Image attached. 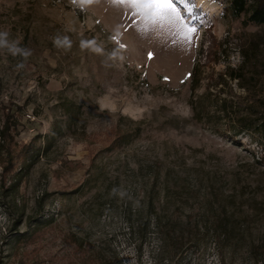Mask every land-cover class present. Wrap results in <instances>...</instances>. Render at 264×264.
<instances>
[{
	"label": "rangeland",
	"instance_id": "374dc122",
	"mask_svg": "<svg viewBox=\"0 0 264 264\" xmlns=\"http://www.w3.org/2000/svg\"><path fill=\"white\" fill-rule=\"evenodd\" d=\"M201 1L176 0L184 43L113 0H0V109L15 147L40 148L13 191L0 180V264H257L262 153L215 113L264 85V25ZM116 126L130 138L108 152Z\"/></svg>",
	"mask_w": 264,
	"mask_h": 264
},
{
	"label": "trees",
	"instance_id": "16d2710c",
	"mask_svg": "<svg viewBox=\"0 0 264 264\" xmlns=\"http://www.w3.org/2000/svg\"><path fill=\"white\" fill-rule=\"evenodd\" d=\"M222 12L232 20L241 19L243 27L250 25L260 27L264 25V0H228ZM191 76L193 79L196 78L197 70L195 68ZM228 77L241 83L244 79L240 68L229 71ZM221 80L224 82L223 78ZM241 86L246 96L235 97V101L223 99L217 106L215 114L218 119L222 118L225 120L227 125L226 130L231 133L233 139L246 134L254 141L262 153L260 163L264 164V85L255 87L254 84L251 88ZM0 110L3 118V124L0 126V148L5 149L4 157L0 159V180L3 179L4 173L10 172L9 187L5 190L13 191L18 186L20 179L29 172L30 167L39 155L40 148L37 149L31 142L28 145H23L21 148L15 147L12 130L16 129L17 123L14 119V113L9 107L1 108ZM197 115L203 116V111H195V116ZM130 130L132 131L130 128L122 132L120 126H116L114 129L115 136L106 150L110 152L116 147L119 148L126 144L130 138ZM135 131L138 133L139 129L137 128ZM54 136L55 133L53 134ZM50 143L51 141L43 142V150L48 149ZM13 148L14 150L18 149L15 151L16 155L12 153ZM21 157L25 159L22 163L19 162ZM24 236V234H18L17 239L21 240ZM257 264H264V253L257 260Z\"/></svg>",
	"mask_w": 264,
	"mask_h": 264
},
{
	"label": "snow or ice",
	"instance_id": "6c2138e0",
	"mask_svg": "<svg viewBox=\"0 0 264 264\" xmlns=\"http://www.w3.org/2000/svg\"><path fill=\"white\" fill-rule=\"evenodd\" d=\"M129 9L131 26L139 23L154 30H168L178 36L184 43H191L197 29L185 21L181 11L176 6V0H113ZM188 11V9H184ZM151 58V54H149Z\"/></svg>",
	"mask_w": 264,
	"mask_h": 264
},
{
	"label": "clouds",
	"instance_id": "9594fccd",
	"mask_svg": "<svg viewBox=\"0 0 264 264\" xmlns=\"http://www.w3.org/2000/svg\"><path fill=\"white\" fill-rule=\"evenodd\" d=\"M92 2H93V0H73V3H77V4L81 5V6H83V5H85V4H91ZM55 43H56L57 45H60L61 41H60L59 39H57V40L55 41ZM64 43H65L66 45L70 46V44L68 43V41H67L66 38H65ZM15 51H19V50L16 49Z\"/></svg>",
	"mask_w": 264,
	"mask_h": 264
},
{
	"label": "bare ground",
	"instance_id": "6f19581e",
	"mask_svg": "<svg viewBox=\"0 0 264 264\" xmlns=\"http://www.w3.org/2000/svg\"><path fill=\"white\" fill-rule=\"evenodd\" d=\"M197 7L205 8V3L202 2L201 0H197Z\"/></svg>",
	"mask_w": 264,
	"mask_h": 264
}]
</instances>
